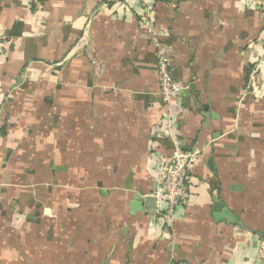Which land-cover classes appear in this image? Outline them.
<instances>
[{"label": "crops", "instance_id": "obj_1", "mask_svg": "<svg viewBox=\"0 0 264 264\" xmlns=\"http://www.w3.org/2000/svg\"><path fill=\"white\" fill-rule=\"evenodd\" d=\"M263 31L264 0H155L147 25L138 0H0V264H256ZM175 144L198 155L160 221Z\"/></svg>", "mask_w": 264, "mask_h": 264}, {"label": "built area", "instance_id": "obj_2", "mask_svg": "<svg viewBox=\"0 0 264 264\" xmlns=\"http://www.w3.org/2000/svg\"><path fill=\"white\" fill-rule=\"evenodd\" d=\"M138 1L142 23L147 25L150 23L151 15L154 12L155 0ZM258 44L262 48V54L250 70L251 80L260 73L264 66V31ZM155 45L160 47L157 42H155ZM3 56V37L0 35V60ZM156 73L159 78L160 100L162 105L167 107L171 105L173 99L180 95L182 86L172 78L169 69V59L166 51L162 48L158 57ZM197 155L198 151H183L178 144H175L171 157L161 163L158 170V184L151 193L155 200V208L160 221H170L175 207L183 201L186 191V173L197 158ZM256 264H264V242L260 244Z\"/></svg>", "mask_w": 264, "mask_h": 264}, {"label": "water", "instance_id": "obj_3", "mask_svg": "<svg viewBox=\"0 0 264 264\" xmlns=\"http://www.w3.org/2000/svg\"><path fill=\"white\" fill-rule=\"evenodd\" d=\"M135 199H138V196H135ZM213 210L215 212L214 216L216 219L226 218L229 221H234L233 215L225 208L223 203L215 200Z\"/></svg>", "mask_w": 264, "mask_h": 264}]
</instances>
